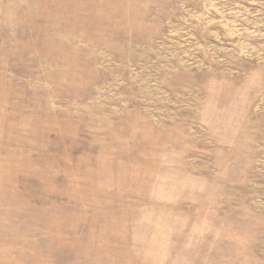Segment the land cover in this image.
Returning a JSON list of instances; mask_svg holds the SVG:
<instances>
[{
  "label": "rangeland",
  "instance_id": "rangeland-1",
  "mask_svg": "<svg viewBox=\"0 0 264 264\" xmlns=\"http://www.w3.org/2000/svg\"><path fill=\"white\" fill-rule=\"evenodd\" d=\"M0 264H264V0H0Z\"/></svg>",
  "mask_w": 264,
  "mask_h": 264
}]
</instances>
